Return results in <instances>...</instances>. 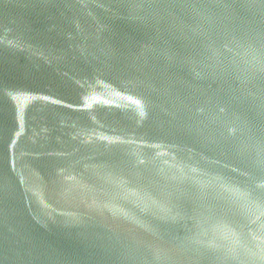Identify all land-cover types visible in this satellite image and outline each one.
Wrapping results in <instances>:
<instances>
[{
  "label": "water",
  "instance_id": "water-1",
  "mask_svg": "<svg viewBox=\"0 0 264 264\" xmlns=\"http://www.w3.org/2000/svg\"><path fill=\"white\" fill-rule=\"evenodd\" d=\"M0 264H264V0H0Z\"/></svg>",
  "mask_w": 264,
  "mask_h": 264
}]
</instances>
